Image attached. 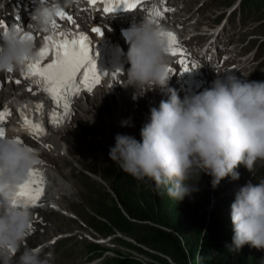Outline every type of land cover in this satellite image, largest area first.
Returning a JSON list of instances; mask_svg holds the SVG:
<instances>
[{
    "label": "clouds",
    "instance_id": "clouds-1",
    "mask_svg": "<svg viewBox=\"0 0 264 264\" xmlns=\"http://www.w3.org/2000/svg\"><path fill=\"white\" fill-rule=\"evenodd\" d=\"M72 3L35 0L27 26L12 24L0 29V73L25 69L38 60L43 45L37 34L50 32L57 13ZM167 31L155 11L124 30L130 67L122 75L127 87L141 95L165 87L171 78L169 43L163 35ZM216 73L202 92L181 98L170 89L169 98L150 109L140 140L116 134L110 159L124 173L151 181L158 194L166 192L178 201L198 191L192 183L197 173L210 176L215 189L228 176L239 179L236 169L241 164L252 173L256 162L263 160V165L264 81ZM122 126H130L129 121ZM18 140L15 133L0 137V264H52V252L25 246L34 231L33 216L31 207L19 203L16 194L39 168L41 157L38 149ZM231 220L234 235L228 249L239 251L251 245L264 250V179L238 190ZM87 259L86 264L95 262Z\"/></svg>",
    "mask_w": 264,
    "mask_h": 264
},
{
    "label": "rangeland",
    "instance_id": "rangeland-1",
    "mask_svg": "<svg viewBox=\"0 0 264 264\" xmlns=\"http://www.w3.org/2000/svg\"><path fill=\"white\" fill-rule=\"evenodd\" d=\"M235 1L218 0L217 5H223V8L219 10L225 11ZM255 15L248 16L249 22L251 19L253 21ZM249 22L247 25L250 29L258 25L256 20L252 24ZM255 30L261 33L264 31V27L262 29L258 27ZM109 98L100 93L90 99V101H94V104L90 105L92 111L102 116L103 119L99 118V121L92 122L94 123L92 125L82 124L80 126L76 122V125L72 126L70 130L54 137L59 149L63 148L67 150L71 155V159L70 155L69 159L66 156L56 157L53 155L54 157L51 158V162L54 163L55 161V164L57 162L60 163L56 171L66 178L70 184V188L72 187V193H75L74 197L71 198L70 194L66 191L62 192L65 197L61 203V207L68 208L75 218L70 219L62 214L45 212V216L51 221V227H49L44 241H47L49 237V239L53 238V236L58 237L60 235L73 234L76 236L70 243H67L68 245L63 251L58 248L59 264H86L85 260L92 253H104L103 257L94 260L93 264H122L123 262L120 260L125 261L124 263L127 264H176L170 256L160 252L157 247L159 246V241H155L156 239L154 240V238L151 240L146 235L145 230L148 229L147 226H155V223L149 222L144 225L134 223L133 234L136 237L135 235L129 236L128 234L120 233L109 225L110 219L107 217L109 215L106 216L109 210L107 205L111 206L114 202L118 203L119 194H117V190L120 192L119 189L124 187V193L126 191L127 193H134L133 197L145 203L156 219L160 217V212H163L167 219L176 223L177 218H175V213L176 210L180 209L198 211L201 215L205 213L206 225L209 224L210 227V225L214 224V227L223 230L221 234H223L222 238L225 240L224 246L231 254L237 253L240 258H243V264H264V250H258L251 245H245L239 251L227 248V245L232 243L234 235V226L231 220V205L235 200L236 193L248 182L255 184L259 180L264 179V164L256 162L253 173L245 170L246 167L241 164L236 169L240 173L239 179L234 180L231 176H228L215 189L211 185L210 176L204 173H201L199 176L197 173L193 176L192 183L195 184L198 191L192 192L190 196H185L181 201L170 198L166 192L158 194L151 181L137 180L131 175H129L130 180L126 181L124 176L128 174L124 173L118 164L109 157L110 147L115 145V137L113 136H116L118 133L121 134L118 128H111L112 131H109L106 127L108 115H113L114 113L110 109V112H106L107 109L103 102H107ZM107 103L108 108H112L114 104L115 109L119 111L115 116L116 123L120 124L119 129L122 130L121 122L127 121L122 118L128 116L132 121L130 125L132 130L131 136L137 137L140 140L141 137L136 136L135 130V125L139 122L138 118L132 114H124L119 99L113 100V104L110 101ZM92 119H95V117L93 118L92 116ZM76 126L78 129L74 131V133L76 132L74 134L73 130ZM125 127L127 129L129 126ZM8 128L10 133H15L17 136L29 141V144L33 147L36 146V143L29 136L19 133L17 127L9 124ZM53 172H55V168ZM115 174L118 177L113 179ZM112 183L117 187L116 192L113 190ZM134 189L136 191L133 192ZM108 192L109 196L107 195ZM94 219H99L101 222L97 223ZM157 227L165 228L162 225ZM99 229L103 232L99 231ZM165 230L167 229L165 228ZM79 241L81 242V247H75L74 243ZM31 242L36 243L38 240L31 239ZM91 246L94 248L91 249ZM77 249H81L79 254L70 255L73 250Z\"/></svg>",
    "mask_w": 264,
    "mask_h": 264
},
{
    "label": "snow or ice",
    "instance_id": "snow-or-ice-1",
    "mask_svg": "<svg viewBox=\"0 0 264 264\" xmlns=\"http://www.w3.org/2000/svg\"><path fill=\"white\" fill-rule=\"evenodd\" d=\"M98 0H90V3L96 4ZM105 5L104 11L108 13L115 12L120 6L125 9H136L143 0H101ZM156 16L163 15L160 11H155ZM57 17L61 20L67 19L73 22L71 15L65 11H59ZM59 28L56 20L52 22V34L45 36V44L40 49L39 59L31 62L27 66L25 78H31L36 84L43 83V91H45L53 101L57 103L63 110L65 115L70 114L71 98L77 95L82 89L92 91L95 86L100 83L102 75L99 73L96 61L92 56V44L87 35L74 34L68 32H59L55 30ZM105 29L96 27L92 29L93 33L104 36ZM168 39L169 53L173 56L181 57L179 63L182 72H189L196 69L193 62L191 65L187 60V54L179 45L177 35L172 31L163 33ZM35 39V37H33ZM54 58L50 62H44L49 55ZM11 71V70H10ZM175 73V69H170ZM105 73L103 76H107ZM117 74H112L115 77ZM20 83L19 80L16 81ZM30 92L31 88L28 89ZM42 105H37V110L42 109ZM6 112H0V125L6 116ZM56 116L53 114V119ZM24 127L34 135L42 136L46 134V130L42 123H36L27 117L24 119ZM5 134V129L0 126V137ZM18 142H23L21 139ZM41 163H44L41 161ZM46 178L43 171L39 169L33 170L29 180L20 187L16 194V200L25 206H38L41 198L45 194ZM39 250V249H36Z\"/></svg>",
    "mask_w": 264,
    "mask_h": 264
},
{
    "label": "trees",
    "instance_id": "trees-1",
    "mask_svg": "<svg viewBox=\"0 0 264 264\" xmlns=\"http://www.w3.org/2000/svg\"><path fill=\"white\" fill-rule=\"evenodd\" d=\"M117 177V174H115L113 179ZM124 178L126 181L130 180L129 175L124 176ZM114 185L113 190L116 192L117 187ZM124 188L119 189L121 193L117 190V194H119L118 203L114 202L111 206L107 205L109 209L107 214V207L105 209L106 216L109 215L107 216L110 219L109 225L118 232L134 236V223L144 225L153 222L156 225L147 226L146 235L151 240L154 238V240L156 239L155 241H159V246L157 247L160 252L170 256L176 264L244 263L243 258H240L237 253L231 254L225 248V240L222 238L223 234H221L223 230L217 229L214 224L210 225V227L209 224L206 225L205 213L201 215L198 211L180 209L176 210L175 213L176 223L167 219L163 212H160V217L156 219L145 203L133 197L134 193L132 192V195H130V192L127 193V191L124 193ZM134 191L136 190L134 189ZM107 195L109 196V192ZM94 221L97 223L101 222L99 219H94ZM159 224L167 230L157 227L160 226ZM99 231L103 232L100 229ZM93 248L91 246V249ZM103 254L92 253L87 260L93 261L102 258ZM120 261L123 262L122 264H127L123 260Z\"/></svg>",
    "mask_w": 264,
    "mask_h": 264
},
{
    "label": "bare ground",
    "instance_id": "bare-ground-1",
    "mask_svg": "<svg viewBox=\"0 0 264 264\" xmlns=\"http://www.w3.org/2000/svg\"><path fill=\"white\" fill-rule=\"evenodd\" d=\"M124 69V67L122 66V68L121 69H113L115 72H120V71H122ZM113 100H115V98H109L108 99V101H110L112 104H113ZM107 101V102H108ZM106 101H104L103 103H104V106L106 107V112H110V110H113L114 111V113H113V115H111V114H109L108 115V122H107V125H106V127H107V129L109 130V131H112L111 130V128H120L119 126H120V124L117 122L116 123V120H115V116L118 114V110H116L115 109V105L113 104V106H112V108H108V103H107ZM41 104V103H40ZM101 104V103H100ZM99 104V105H100ZM103 105V104H102ZM103 106V107H104ZM92 109V108H91ZM90 109V110H91ZM110 109V110H109ZM95 110V109H94ZM45 111H46V108H44L43 110H42V114L41 115H43L44 116V113H45ZM93 116V115H92ZM113 116H114V118H113ZM93 117H95V119H92V121L93 122H96V121H99V118H101V119H103L102 118V116H99L98 114L96 115V114H94V116ZM100 119V120H101ZM121 122V121H120ZM122 123V122H121ZM109 125V126H108ZM122 125V124H121ZM70 130V129H69ZM72 132V131H71ZM73 133H74V131H73ZM76 133V132H75ZM74 133V134H75ZM113 137H115V136H113ZM115 140V139H114ZM113 140V141H114ZM23 141V140H22ZM24 143V142H23ZM56 143H57V141H56ZM78 144V143H77ZM113 145V144H112ZM71 156V155H70ZM54 157V156H53ZM75 157V156H74ZM82 157V156H81ZM70 159H71V157H70ZM53 160V159H52ZM54 161V160H53ZM84 161V160H83ZM72 162V161H71ZM263 162V160H260V163H262ZM54 163H55V161H54ZM262 166V165H261ZM257 167V166H256ZM245 170H247V168L245 169ZM42 171L44 172V174H45V178H46V185H45V187H46V189H47V198H46V200L42 203V204H45L46 203V201L47 200H52V201H57V203H56V205L58 206V207H61V203H62V199L65 197L63 194H62V192H64V191H66L68 194H70V196H71V198H73L74 197V194L75 193H72V190H71V188H70V186L69 185H66L65 186V184L63 183V181L61 180V178H60V176H57L54 172H51V174L50 175H47V169L43 166V168H42ZM59 171V170H58ZM248 171V170H247ZM243 173V172H242ZM55 176V178L53 177V175ZM240 174V173H239ZM59 175V174H58ZM64 177V176H63ZM65 178V177H64ZM68 197H69V195H68ZM66 211H67V213L68 214H71L70 213V211L68 210V208H64ZM63 218V217H62ZM54 231V230H53ZM53 233V232H52ZM56 234V233H55Z\"/></svg>",
    "mask_w": 264,
    "mask_h": 264
}]
</instances>
